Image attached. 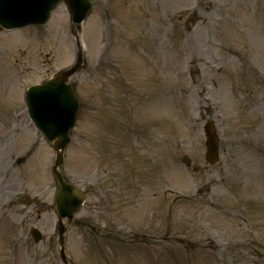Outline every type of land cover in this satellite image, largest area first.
<instances>
[{"label":"rangeland","instance_id":"rangeland-1","mask_svg":"<svg viewBox=\"0 0 264 264\" xmlns=\"http://www.w3.org/2000/svg\"><path fill=\"white\" fill-rule=\"evenodd\" d=\"M92 2L80 41L64 3L44 26L0 29V264H62L55 151L25 92L79 52L61 166L86 195L65 234L75 264H264V0Z\"/></svg>","mask_w":264,"mask_h":264},{"label":"water","instance_id":"water-1","mask_svg":"<svg viewBox=\"0 0 264 264\" xmlns=\"http://www.w3.org/2000/svg\"><path fill=\"white\" fill-rule=\"evenodd\" d=\"M74 15L75 22H81L88 13L86 0H65ZM59 0H38L34 5L31 0H0V21L3 26L17 24L21 20L26 22H46L51 11ZM76 68L60 72L56 78L48 80L45 84L34 86L29 91V111L37 125L43 129L51 141L58 138L55 145L58 150H63L70 141V128L75 123V116L79 110V101L71 85L66 81ZM213 123H207L205 130L208 138L209 152L216 156V136L213 133ZM214 160V159H213ZM63 161V153L59 151L57 167ZM59 191L56 203L61 218L71 220L75 212L83 203V195L79 189L67 183L57 170ZM65 228L61 229L63 234ZM37 240L41 233L34 230Z\"/></svg>","mask_w":264,"mask_h":264},{"label":"bare ground","instance_id":"bare-ground-1","mask_svg":"<svg viewBox=\"0 0 264 264\" xmlns=\"http://www.w3.org/2000/svg\"><path fill=\"white\" fill-rule=\"evenodd\" d=\"M145 35L146 36H148V34H147V31H145ZM175 87H178L179 86V83L178 82H176L175 84ZM180 86L181 87H183L184 86V83L183 84H180ZM184 88V87H183ZM188 88H189V86H188V84H187V82H186V84H185V88H184V90H183V94H181L180 96H178V98H179V100L180 101H184L185 99H187V97H188ZM202 92L204 91V87H202V90H201ZM205 94V93H204ZM203 96V95H202Z\"/></svg>","mask_w":264,"mask_h":264}]
</instances>
